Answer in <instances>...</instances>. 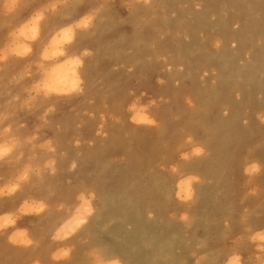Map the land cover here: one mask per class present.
Instances as JSON below:
<instances>
[{
    "label": "rangeland",
    "instance_id": "1",
    "mask_svg": "<svg viewBox=\"0 0 264 264\" xmlns=\"http://www.w3.org/2000/svg\"><path fill=\"white\" fill-rule=\"evenodd\" d=\"M106 1L68 0L80 5L77 10L48 9L42 14V33L34 36L35 24H29L32 16L17 23L22 16L18 11L7 19L2 7L5 0H0V31L10 37L0 40V145L6 141L14 145L0 161V264H125L127 257L147 264L140 257L152 251L156 262L163 260L167 243L171 256L166 264H208L211 260V264L213 260L223 264L232 257L238 264H264V216L254 214L256 198L264 194L260 186L264 165L257 156L258 152L264 155V0ZM22 2L63 4L65 0ZM102 4L107 6L103 15L87 29H77L83 19L80 13L88 15ZM51 16L66 20L64 28L75 34L72 43H67L62 32L56 33L58 37L46 32ZM71 48L79 56L78 64L83 70L86 67L85 79L74 80L58 92L46 90L44 70L58 65L75 69L62 56ZM136 112L148 115L150 122L135 120ZM232 139L240 145L245 142L239 149V166L256 161V168L241 173L222 170L226 176L232 173L231 180L225 181L214 168L207 179L210 182L203 179L194 165L208 154L209 144L228 146ZM247 142L251 147H246ZM20 156L25 161L12 170L10 164ZM25 170L28 178L22 183L19 177ZM179 176L192 177L191 200L177 194L174 181ZM22 184L28 197L15 202L18 195L22 197ZM3 203L13 204L6 209ZM46 213L47 220H40ZM79 213L93 217L77 229L74 238L58 236L63 222L81 217ZM55 219L57 225L51 223ZM104 227H108L106 233ZM120 245L125 260L117 255ZM61 252L68 254L61 257Z\"/></svg>",
    "mask_w": 264,
    "mask_h": 264
},
{
    "label": "bare ground",
    "instance_id": "2",
    "mask_svg": "<svg viewBox=\"0 0 264 264\" xmlns=\"http://www.w3.org/2000/svg\"><path fill=\"white\" fill-rule=\"evenodd\" d=\"M51 1V0H50ZM85 1V0H84ZM90 1V0H89ZM98 1V0H97ZM101 1V0H100ZM110 1V0H109ZM109 1H106V2H109ZM117 1V0H116ZM128 1V0H127ZM159 1V0H158ZM177 1V0H176ZM186 1V0H185ZM191 1V0H190ZM87 2V1H86ZM86 2L84 3V4H86ZM104 2V1H103ZM114 2V1H113ZM124 2V1H123ZM179 2V1H178ZM177 2V3H178ZM187 2H188V0H187ZM49 3V2H48ZM167 3V2H166ZM170 3H172V2H170ZM183 3H184V1H183ZM186 3V2H185ZM96 4V3H95ZM173 4H176V3H173ZM180 4H181V0H180ZM187 4V3H186ZM83 5V4H82ZM121 5V4H120ZM140 5V4H139ZM168 5V4H167ZM167 5H165V6H167ZM80 6V5H79ZM98 6V5H97ZM141 6H142V4H141ZM120 7V6H119ZM118 8V7H117ZM162 8V7H161ZM110 9V8H109ZM108 9V10H109ZM175 9V8H174ZM174 9H173V11H174ZM183 9V8H182ZM77 10V9H76ZM141 10H142V8H141ZM178 10V9H177ZM249 10V12H252V11H250V8L248 9ZM248 10H247V12H248ZM253 10H255V9H253ZM120 11V10H119ZM136 11V10H135ZM172 11V12H173ZM181 11V10H180ZM256 11V10H255ZM63 12V11H62ZM140 12V11H139ZM248 12V13H249ZM257 13H259V11H256ZM88 13V12H87ZM134 13V12H133ZM135 13H137V12H135ZM58 14V13H57ZM188 14V13H187ZM245 14V13H244ZM252 14V13H251ZM60 15H62L61 14V12H60ZM77 15V14H76ZM136 15V14H135ZM141 15H142V13H141ZM63 16V15H62ZM64 16H66V15H64ZM181 16H183V15H181ZM81 17V16H80ZM137 17V16H136ZM243 17V16H242ZM259 17H260V15H259ZM258 17V18H259ZM58 18L59 17H56V18H54L53 19V17L51 16V19H49V21H48V23L46 24V32L49 34V32H51L52 33V36H55L56 35V33H58V32H62V34H64V38L67 40V43H72L73 42V40H74V38H75V34H73L72 32H74L73 30H70V32L68 31V30H66V28H64L65 26H67L68 24L66 23V20L65 19H60V20H58ZM182 19H185V18H183V17H181ZM246 18V17H245ZM256 18V17H255ZM66 19H69V18H66ZM175 19V18H174ZM190 19V18H189ZM78 20V19H77ZM178 20V19H177ZM245 20V19H244ZM246 20H248V19H246ZM245 20V21H246ZM249 20H250V18H249ZM60 21V22H59ZM68 21H70V20H68ZM169 21V20H168ZM174 21V20H173ZM180 21V20H179ZM183 21V20H182ZM187 21H188V19H187ZM257 21H259V20H257ZM104 22V21H103ZM109 22V21H108ZM157 22V21H156ZM171 22H172V19H171ZM175 22V21H174ZM173 22V23H174ZM261 22V21H260ZM259 22V23H260ZM72 23V22H71ZM110 23V22H109ZM176 23V22H175ZM174 23V25H176ZM179 23H181V22H179ZM199 23V22H198ZM201 23V22H200ZM199 23V24H200ZM245 23H250V21H248V22H245ZM252 23H253V21H252ZM262 23H264V22H262ZM30 24V23H29ZM43 24V20H42V18L37 22V23H35V26H34V36H36L37 34H41L42 33V31H43V29H42V27H41V25ZM102 24V23H101ZM153 25H155L154 23H152ZM169 24V23H168ZM183 24H184V22H183ZM223 24H224V22H223ZM121 25V24H120ZM151 25V24H150ZM149 25V26H150ZM165 25V24H164ZM166 25H167V23H166ZM179 25V24H178ZM196 25V24H195ZM181 26H182V24H181ZM254 26V25H253ZM31 27V26H30ZM39 27H40V30H39ZM114 27H116V26H114ZM145 27V26H144ZM182 27H184V26H182ZM244 27H246L245 26V24H244ZM247 27H248V25H247ZM79 27H77V29H78ZM117 28V27H116ZM143 28V27H142ZM176 28V27H175ZM175 28H174V30H175ZM182 29V28H181ZM190 29V28H189ZM247 29V28H246ZM66 30V31H65ZM110 30H112V29H110ZM142 30V29H141ZM157 30H158V28H157ZM190 30H192V29H190ZM242 30V29H241ZM250 30H252V29H250ZM124 31V30H123ZM122 31V32H123ZM180 31V30H179ZM185 31V30H184ZM254 31H256V29L254 30ZM111 32V31H110ZM159 32V31H158ZM31 33V32H30ZM192 33V32H191ZM251 33V32H250ZM249 33V34H250ZM256 33V32H255ZM170 34H171V32H170ZM169 34V35H170ZM260 34V33H259ZM189 35V34H188ZM231 35V34H230ZM57 36V35H56ZM94 36V35H93ZM140 36V35H139ZM260 36H262L261 34H260ZM45 37H47V36H45ZM58 37V36H57ZM103 37V36H102ZM177 37V36H176ZM232 37H235V36H233L232 35ZM157 38V37H156ZM227 39H228V37H226ZM262 38V37H261ZM44 39V38H43ZM85 39V38H84ZM83 39V40H84ZM110 39V38H109ZM239 38H237V40H238ZM262 39H264V37L262 38ZM34 40V39H33ZM76 40V39H75ZM82 40V39H81ZM89 40H91L92 41V39H89ZM171 40V39H170ZM32 41V40H31ZM93 41H95V40H93ZM142 41H143V39H142ZM42 42H43V40H42ZM77 42H78V40H77ZM152 42V41H151ZM45 43H46V41H45ZM146 43V42H145ZM171 43V42H170ZM262 43V42H261ZM57 44H59V43H57ZM77 44V43H76ZM79 44H81V41L79 42ZM94 44H96L95 42H94ZM149 44V43H148ZM166 44V43H165ZM173 44V43H172ZM41 45V44H40ZM44 45V44H43ZM62 45V44H61ZM73 45H74V43H73ZM178 45V44H177ZM30 46V45H29ZM34 46V45H33ZM77 46V45H76ZM94 46V45H93ZM121 46V45H120ZM119 46V47H120ZM129 46V45H128ZM203 46V45H202ZM202 46H200V47H202ZM58 47V46H57ZM166 47V46H165ZM204 47V46H203ZM202 47V48H203ZM31 48V47H30ZM37 48H38V46H37ZM148 48V47H147ZM151 48V47H150ZM152 48H153V46H152ZM151 48V49H152ZM156 48V47H155ZM63 49V48H62ZM73 48H71L70 49V51L67 53H65V52H63V57H64V59H66V61H67V63L68 64H70V65H74L75 66V69L74 70H68V69H66L65 68V66L64 65H58V66H54V67H52V68H50L49 70H44V72H45V74H47V79L45 78V79H43L44 80V87H45V89L46 90H49V89H53V90H56L57 92H58V90H63L64 89V87L65 86H67V87H69L70 86V84L72 83V81H76V80H79V79H85V78H83L82 77V75L84 74V72L86 71L85 69H86V67H85V69L83 70V65H81V64H78V61H76L77 60V58L79 57V56H77L78 54L74 51L73 52V50H72ZM149 49V48H148ZM163 49H164V47H163ZM172 49V48H171ZM181 49V48H180ZM195 47H193L192 48V50H194L195 51ZM201 49V48H200ZM92 50H93V48H92ZM155 50V49H154ZM184 50V49H183ZM197 50V49H196ZM205 50V49H204ZM31 51V50H30ZM140 51H143V50H140ZM150 51V50H149ZM148 51V52H149ZM189 51V50H188ZM198 51V50H197ZM196 51V52H197ZM201 51H202V49H201ZM200 51V52H201ZM207 51V50H206ZM162 52H163V50H162ZM184 52V51H183ZM186 52V51H185ZM184 52V53H185ZM191 52V51H190ZM205 52V51H204ZM203 52V53H204ZM100 53V52H99ZM106 53V52H105ZM105 53H103V54H105ZM138 53V52H137ZM183 53V54H184ZM188 53V52H187ZM208 53V52H207ZM77 54V55H76ZM182 54V53H181ZM189 54V53H188ZM193 54V53H192ZM191 54V55H192ZM52 55H55L54 53L52 54ZM58 55H60V54H58ZM57 55V56H58ZM97 55V54H96ZM130 55V54H129ZM128 55V56H129ZM138 55V54H137ZM164 55V54H163ZM185 55V54H184ZM198 55V54H197ZM199 55H200V53H199ZM203 55V54H202ZM19 56V55H18ZM24 56V55H23ZM56 56V59L58 58ZM132 56H134V55H132ZM166 56V55H165ZM195 55H193V57H194ZM204 56V55H203ZM209 56V55H208ZM61 57V56H60ZM130 57H131V55H130ZM136 57V56H135ZM151 57V56H150ZM190 57V56H189ZM195 57H197V56H195ZM194 57V58H195ZM21 58H23V57H21ZM62 58V57H61ZM101 58V57H100ZM168 58V57H167ZM187 58H188V56H187ZM36 59H37V57H36ZM84 59V58H83ZM103 59H104V57H103ZM128 59V58H127ZM147 59V58H146ZM193 59V58H192ZM74 60V61H73ZM105 60V59H104ZM118 60V59H117ZM120 60V59H119ZM142 60V59H141ZM140 60V61H141ZM169 60V59H168ZM44 61V60H43ZM110 61V60H109ZM114 61V60H113ZM116 61V60H115ZM122 61V60H121ZM157 61H159V60H157ZM162 61V60H161ZM166 61V60H165ZM170 61V60H169ZM174 61V60H173ZM172 61V62H173ZM209 61V60H208ZM208 61H207V63H208ZM44 62H46V61H44ZM51 62V61H50ZM63 62V61H62ZM99 62V61H98ZM118 62V61H117ZM144 62V61H143ZM204 62V61H203ZM52 63H53V61H52ZM58 63V62H57ZM61 63V62H60ZM126 63V62H125ZM185 63V62H184ZM199 63H200V61H199ZM202 63V62H201ZM50 64V63H49ZM78 64V65H77ZM176 64V63H175ZM175 64H173V65H175ZM178 64H180V63H178ZM186 64H187V62H186ZM205 64V63H204ZM47 65V64H46ZM67 65V64H66ZM77 65V66H76ZM92 65V64H91ZM119 65H120V63H119ZM122 65H125V64H122ZM129 65H130V63H129ZM151 65H152V61H151ZM165 65V64H164ZM182 66H184L183 64H181ZM180 65V67L182 68V66ZM21 66V65H20ZM78 66H80V67H78ZM126 66V65H125ZM142 66V65H141ZM157 66V65H156ZM26 67V66H25ZM116 67V66H115ZM122 67V66H121ZM121 67L119 68V69H121ZM135 67V66H134ZM138 67V66H137ZM172 67V66H171ZM174 67H176V66H174ZM185 67V66H184ZM16 68V67H15ZM42 68V67H41ZM77 68V69H76ZM166 68V67H165ZM170 68V67H169ZM177 68V67H176ZM17 69V68H16ZM89 69V68H88ZM91 69V68H90ZM125 69V68H124ZM139 69V68H138ZM141 69V70H140ZM139 70L142 72V68H140ZM159 69V68H158ZM171 69V68H170ZM190 69V68H189ZM200 69V68H199ZM202 69V68H201ZM200 69V70H201ZM235 69V68H234ZM146 70V69H145ZM155 70V69H154ZM172 70V69H171ZM95 71V70H94ZM101 71V70H100ZM109 71V70H108ZM107 71V72H108ZM115 71V70H114ZM195 71V70H194ZM37 72V71H36ZM38 72H39V69H38ZM98 72V71H97ZM112 72V71H111ZM125 72V71H124ZM103 73V72H102ZM105 73V72H104ZM109 73H110V71H109ZM129 73V72H128ZM139 73V72H138ZM42 74V73H41ZM93 74V73H92ZM125 74V73H124ZM129 74H131V73H129ZM39 75H40V73H39ZM109 75V74H108ZM136 75V74H135ZM94 76V75H93ZM127 76V75H126ZM131 76V75H130ZM133 76H134V74H133ZM137 76V75H136ZM41 77V76H40ZM107 77V76H106ZM138 78H139V76H137ZM160 77V76H159ZM237 77V76H236ZM36 78V77H35ZM91 78V77H90ZM220 78H222V77H220ZM224 78V77H223ZM230 78V77H229ZM39 79V78H38ZM98 79H99V77H98ZM103 79H105V76L103 77ZM123 79V78H122ZM146 79V78H145ZM144 79V80H145ZM184 79V78H183ZM188 79V78H187ZM90 80V79H89ZM126 80V79H125ZM128 80V79H127ZM140 80H142L141 78H140ZM185 80V79H184ZM220 80H223V79H220ZM100 81V80H99ZM135 81V80H134ZM176 81V80H175ZM178 81V80H177ZM34 82V81H33ZM106 80H105V84H106ZM119 81H117V83H118ZM218 82H220V81H218ZM222 82V81H221ZM23 83V82H22ZM25 83V82H24ZM82 83V82H81ZM108 83H110V82H108ZM126 83H127V81H126ZM137 83V82H136ZM141 83V82H140ZM178 83V82H177ZM176 83V84H177ZM89 84V83H88ZM138 84V83H137ZM78 85H80V84H78ZM139 85V84H138ZM218 85H219V83H218ZM29 86V85H28ZM27 86V87H28ZM96 86V85H95ZM18 87V86H17ZM119 87H120V84H119ZM137 87V86H136ZM14 88V87H13ZM12 88V89H13ZM16 88V87H15ZM113 88H115V86L113 87ZM118 88V87H117ZM125 88H126V86H125ZM89 89H91V88H89ZM116 89V88H115ZM119 89V88H118ZM117 89V90H118ZM133 89V88H132ZM65 90V89H64ZM81 90V89H80ZM114 90V89H113ZM121 90V89H120ZM129 90V89H128ZM218 90V89H217ZM72 91V90H71ZM98 91V90H97ZM101 91V90H100ZM214 91V90H213ZM219 91V90H218ZM218 91H217V93H218ZM69 92V91H68ZM88 92H89V90H88ZM104 92V91H103ZM115 92V91H114ZM120 92V91H119ZM11 93V92H10ZM19 93V92H18ZM25 93H26V91H25ZM31 93V92H30ZM33 93V92H32ZM70 93V92H69ZM107 93V92H106ZM116 93V92H115ZM215 93V92H214ZM223 93V92H222ZM14 94V93H13ZM52 94V93H51ZM63 94V93H62ZM83 94V93H82ZM89 94V93H88ZM128 94V93H127ZM131 94V93H130ZM216 94V93H215ZM97 95V94H96ZM105 95V94H104ZM116 95V94H115ZM125 95V94H124ZM222 95H224V94H222ZM85 96H89V95H85ZM98 96V95H97ZM97 96H96V98H97ZM47 97V96H46ZM223 98H224V96H222ZM77 97H75V99H76ZM88 98V97H87ZM86 98V99H87ZM89 98H91V97H89ZM110 98V97H109ZM120 98V97H119ZM123 98V97H122ZM112 99H114V98H112ZM108 100V99H107ZM115 100H116V102H117V100H119V99H116L115 98ZM222 100V99H221ZM2 101V100H1ZM88 101V100H87ZM111 101V100H110ZM109 101V102H110ZM218 101V100H217ZM220 101V100H219ZM91 102V101H90ZM108 102V101H107ZM108 102V103H109ZM105 103V102H104ZM111 104V103H110ZM135 104V103H134ZM250 104V103H249ZM74 105V104H73ZM77 105V104H76ZM99 105V104H98ZM122 105V104H121ZM131 105H133V104H131ZM130 105V106H131ZM136 105V104H135ZM62 106V105H61ZM65 106V105H64ZM137 106V105H136ZM138 107V106H137ZM136 107V108H137ZM44 108V107H43ZM62 108V107H61ZM66 108V107H65ZM105 108V107H104ZM127 108H128V106H127ZM39 109V108H38ZM76 109V108H75ZM87 109V108H86ZM242 109V108H241ZM120 110V109H119ZM82 111V110H81ZM121 111V110H120ZM140 111V110H139ZM39 112V111H38ZM131 112H132V110H131ZM146 112V111H145ZM43 113V112H42ZM46 113V112H45ZM97 113V112H96ZM235 113H236V111H235ZM240 113H242V112H240ZM124 114V113H123ZM238 114V113H237ZM39 115V114H38ZM87 115H90V114H87ZM126 115V114H125ZM93 116V115H92ZM101 116H102V114H101ZM113 116V115H112ZM112 116H111V118H112ZM232 117H233V114L231 115ZM239 116V115H238ZM244 116H245V114H244ZM81 117V116H80ZM96 117H98V115L96 116ZM242 117V116H241ZM15 118V117H14ZM110 118V117H109ZM134 118H135V120H137L138 122H150L149 121V118H148V115H146V114H144V113H138V112H136V114H134ZM235 117H233V119H234ZM247 118V117H246ZM4 119V118H3ZM97 119V118H96ZM100 119V118H99ZM125 119H126V117H125ZM232 119V118H231ZM230 119V120H231ZM101 120V119H100ZM128 120V119H127ZM229 120V119H228ZM230 120H229V122H230ZM103 121V120H102ZM249 121V120H248ZM77 122V121H76ZM101 122V121H100ZM129 122V121H128ZM61 123H63V122H61ZM134 123H136V122H134ZM231 123V122H230ZM64 124V123H63ZM76 124V123H75ZM145 124V123H144ZM247 123H245V125H246ZM253 124V123H252ZM79 125V124H78ZM103 125V124H102ZM134 125V124H133ZM190 125V124H189ZM193 125V124H192ZM191 125V126H192ZM226 126H228V124L226 125ZM230 126H231V124H230ZM6 127V126H5ZM58 127V126H57ZM99 127H100V125H99ZM244 127H246V126H244ZM243 127V128H244ZM92 128V127H91ZM103 128V127H102ZM232 129L233 130V128L232 127H229L228 129ZM85 129V128H84ZM230 129V130H231ZM239 128H237V130H238ZM241 129V128H240ZM103 130V129H102ZM230 130H228V131H230ZM91 131V130H90ZM218 131V130H217ZM216 131V132H217ZM240 130H238L237 132H239ZM242 132V131H241ZM68 133V132H67ZM88 133H89V131H88ZM215 133V132H214ZM218 133H219V131H218ZM84 134V133H83ZM97 134V133H96ZM95 134V135H96ZM99 135V134H98ZM212 135V134H211ZM235 135V134H234ZM97 136V135H96ZM100 136V135H99ZM217 136V135H216ZM229 136H231V135H229ZM229 136H228V138H229ZM241 136V135H240ZM239 136V137H240ZM261 136V135H260ZM213 137H215L214 135H213ZM218 137V136H217ZM222 137V136H221ZM235 137V136H234ZM238 136H237V138H239ZM216 138V137H215ZM47 139V138H46ZM214 139V138H213ZM226 139H227V137H226ZM240 139H241V137H240ZM53 140V139H52ZM69 140V139H68ZM88 140H90V139H88ZM212 140V139H211ZM239 140V139H238ZM32 141V140H31ZM44 141H46V140H44ZM209 141V140H208ZM212 141H214V142H216L215 140H212ZM222 141V140H221ZM223 141H225V140H223ZM7 142V141H6ZM6 142H3V144L2 145H4V146H9V144H7ZM207 142V141H206ZM218 142V141H217ZM258 142V141H257ZM209 143V142H208ZM223 143V142H222ZM245 143V142H244ZM243 143V144H244ZM11 144V143H10ZM215 143H210L209 144V147H208V154H206L205 156H204V158L199 162V163H197V164H195L194 165V168H196L197 170H199V173H200V176L203 178V179H206V181H209V180H207V179H209L210 177V173H211V171L214 169V168H217V169H219V171H220V175H221V177H219L220 178V180L221 181H225L226 180V178L228 177V180H231V174L230 173H228V174H230V175H228V176H226V175H224L225 173H223L222 172V170H224V172H226V171H231V169H235V170H239V172L241 173V172H243V171H245V172H247L248 170H250V169H254V168H256V161L254 162L255 164L254 165H246V166H244L242 163L240 164V166H239V164H238V160H239V157H240V147H242V145H240V144H238V143H236V141L234 140V139H232L231 141H229V145L227 146V145H224V146H227V149H226V152H223V150H224V146H221V147H219V146H217V144L216 145H214ZM221 144V143H220ZM224 144H225V142H224ZM208 146V145H207ZM10 147V146H9ZM246 147L247 148H249V147H251L250 145H249V142H247L246 143ZM255 148V147H254ZM67 149V148H66ZM48 151V150H47ZM61 151V150H60ZM67 151V150H66ZM135 151V150H134ZM244 151H245V149H244ZM10 153V152H9ZM63 153V152H62ZM223 153H225L226 154V156H224V154ZM242 153V152H241ZM72 155V154H71ZM257 156H258V159H259V161H261L262 163H263V165H264V155H262L260 152H258L257 153ZM70 157V156H69ZM249 157V156H248ZM247 157V158H248ZM18 158V157H17ZM257 158V157H256ZM51 159H53V158H51ZM71 159V158H70ZM241 160H243V159H241ZM248 160V159H247ZM250 160V159H249ZM23 161H25V158L24 157H22V156H20V158L19 159H17L16 161H13L10 165H13V166H11L10 168L13 170L15 167L16 168H18L19 166L21 167V165H22V163H23ZM108 161H110V160H108ZM240 161V160H239ZM111 162H112V160H111ZM242 162V161H241ZM245 162V161H244ZM250 163V162H249ZM54 164V163H53ZM67 164V163H66ZM127 164V163H126ZM247 164V163H246ZM57 165H58V162H57ZM60 165V164H59ZM58 165V167L60 168V166ZM190 165H192V164H190ZM62 166V165H61ZM65 166V165H64ZM95 166V165H94ZM109 166V165H108ZM259 166V165H258ZM262 166V165H261ZM69 168V167H68ZM116 168H118V166L116 167ZM61 169V168H60ZM84 169V168H83ZM87 169V168H86ZM72 170V169H71ZM85 170V169H84ZM89 170V169H88ZM4 171H8V170H6V169H4ZM91 171V170H90ZM117 171V170H116ZM214 171V170H213ZM3 172V169H2V166L0 165V173H2ZM35 172V171H34ZM69 172V171H68ZM115 172V171H114ZM65 173V172H64ZM48 174V173H47ZM58 174V173H57ZM60 174V173H59ZM245 174V173H244ZM55 175V174H54ZM69 175H70V173H69ZM217 175V174H216ZM50 176H52V174L50 175ZM49 176V177H50ZM213 176V175H212ZM81 178V177H80ZM79 178V179H80ZM69 180V179H68ZM86 180V179H85ZM154 180V179H153ZM9 181V180H8ZM66 181V180H65ZM71 181V180H70ZM173 181V180H172ZM21 182L23 183V181L21 180ZM37 182H38V180L37 181H35V183L37 184ZM76 182V181H75ZM118 182V181H117ZM155 182V181H154ZM153 182V183H154ZM157 182V181H156ZM167 182V181H166ZM171 182V181H170ZM210 182V181H209ZM209 182H207V183H209ZM213 182V181H212ZM62 183V182H61ZM71 183V182H70ZM174 183L176 184V188H177V194H179V196H181V195H183L185 198H187V199H189V200H191V197H192V177H182L181 178V176H179V177H177L176 179H175V181H174ZM204 183H206V182H204ZM68 184V183H67ZM160 184V183H159ZM212 184H214V183H212ZM157 185V184H156ZM26 185H24V184H22V186L21 187H25ZM57 186H59V184L57 185ZM74 186V185H73ZM154 186V185H153ZM211 186V185H210ZM260 186L262 187V190L264 191V175H263V180L262 181H260ZM40 186L38 185V187H36V189L38 190V188H39ZM55 187V186H54ZM70 187H72L71 185H70ZM167 187V186H166ZM213 187V186H212ZM215 188H217V185L216 186H214ZM69 188V187H68ZM74 188H76V187H74ZM88 188V187H87ZM116 188V187H115ZM164 188H165V186H164ZM207 188V187H206ZM17 189V188H16ZM16 189H15V191H16ZM56 189V188H55ZM73 189V188H72ZM166 189V188H165ZM197 189V188H196ZM164 190V189H163ZM198 190V189H197ZM207 190V189H206ZM213 190V189H212ZM67 191V190H66ZM69 191V190H68ZM72 192H73V190H72ZM89 193H90V191H88ZM202 192H203V190L202 189H200V191H199V199H201V195H202ZM14 193V192H13ZM28 193H29V191L27 190V188L25 187L24 189H23V191H22V197H21V195H18V197L19 198H16V199H14V201L15 202H17V201H23V200H25V198L26 197H28ZM67 193V192H66ZM205 193H206V191H205ZM4 194V193H3ZM12 194V193H11ZM36 194H40L39 192H37ZM35 194V195H36ZM55 194V193H54ZM6 195H7V193H6ZM15 195V194H14ZM69 195V194H68ZM77 195V194H76ZM83 195V194H82ZM2 196H4V195H2ZM16 196V195H15ZM42 196V195H41ZM50 197V195H49V193H47L46 194V197H44V198H46V199H48L49 197ZM94 196V195H93ZM107 196H108V194H107ZM242 197H243V195H241ZM37 197V196H36ZM67 197V196H66ZM240 197V196H239ZM13 198V197H12ZM20 198H23L22 200H19ZM38 198H40V197H38ZM105 198V197H104ZM108 198H111V197H108ZM107 198V199H108ZM202 198H205V195H204V197H202ZM207 198V197H206ZM33 199V198H32ZM43 199V198H42ZM50 199V198H49ZM64 199V198H63ZM87 199V198H86ZM153 199V198H152ZM3 200H5V199H3ZM7 200V199H6ZM5 200V201H6ZM36 200H39V199H36ZM204 200H206V199H204ZM243 200L244 201H246L245 200V198H243ZM4 201V202H5ZM11 201V200H10ZM49 201V203H51L50 201L51 200H48ZM54 201V200H53ZM103 201V200H102ZM124 201V200H123ZM134 201V200H133ZM136 201V200H135ZM159 201V200H158ZM7 202V201H6ZM46 202V201H45ZM45 202H44V205H46L45 204ZM57 202L58 203H60V201H58L57 200ZM138 202V201H137ZM144 202V201H143ZM160 202V201H159ZM152 203H153V205L156 207V204L152 201ZM157 203V202H156ZM199 203V202H198ZM13 204V203H12ZM12 204H9V203H3V206L7 209H9V208H11V206H12ZM107 204V203H106ZM159 204V203H158ZM208 204V203H207ZM50 205V204H49ZM60 205V204H59ZM111 205H113V204H111ZM198 205V204H197ZM64 206H65V204H64ZM63 206V207H64ZM16 207V206H15ZM49 207V206H48ZM13 208V207H12ZM44 208V207H43ZM66 208V207H65ZM78 208V207H77ZM12 210V209H11ZM9 211V210H8ZM138 211V210H137ZM34 212V211H33ZM39 212V211H38ZM93 212V211H92ZM91 212V213H92ZM98 212V211H97ZM96 212V213H97ZM129 212H130V214H131V211L129 210ZM136 212V211H135ZM9 213V212H8ZM8 213H6V214H8ZM115 213V212H114ZM121 213V212H120ZM5 214V213H4ZM28 214H29V212H28ZM44 214V213H43ZM47 214L48 213H46V215H44L40 220H47L46 219V217H47ZM76 214V213H75ZM80 214V213H79ZM93 214V213H92ZM97 214H99V213H97ZM254 214L255 215H258V216H264V194H261L259 197H257L256 198V204H255V206H254ZM41 214H39V216H40ZM74 215V214H73ZM72 215V216H73ZM83 215V216H82ZM80 214V216L81 217H78V218H76V219H72V220H70V219H68V220H66L65 222H63V224L61 225V227L57 230V234H58V236H63V239H65V238H67V239H72V238H74L73 236H74V234H75V232L77 231V229H79V227L81 226V225H83L85 222H86V220H87V218H91V217H93L92 215H90V216H88L87 214L86 215H84V214ZM110 215H112L111 213H110ZM115 215V214H114ZM114 215H112V216H114ZM213 215V214H212ZM214 215H215V213H214ZM5 216V215H4ZM50 216V215H49ZM109 216V215H108ZM111 216V217H112ZM125 216V215H124ZM257 216V217H258ZM13 217V216H12ZM31 217H33V216H31ZM37 217V216H36ZM54 217V216H53ZM56 217V216H55ZM54 217V218H55ZM71 217V216H70ZM123 217V216H122ZM143 217V216H142ZM211 217V216H210ZM209 217V218H210ZM213 217V216H212ZM261 217V218H262ZM17 218V217H16ZM20 218V217H19ZM28 218V217H27ZM49 218V217H48ZM119 218V217H118ZM137 218V217H136ZM255 218V217H254ZM8 219V218H7ZM26 219V218H25ZM31 220H32V218H30ZM34 219V218H33ZM36 219V218H35ZM50 219V218H49ZM52 219V218H51ZM104 219V218H103ZM110 219V218H109ZM258 219V218H257ZM11 220V219H10ZM24 220V219H23ZM105 220V219H104ZM116 220V219H115ZM259 220V219H258ZM18 221V220H17ZM29 221V220H28ZM113 221H114V219H113ZM125 221V220H124ZM253 221V220H252ZM257 221V220H256ZM32 222V221H31ZM62 222V221H61ZM116 222H118V220H116ZM148 222V221H147ZM14 223V222H13ZM24 223V222H23ZM26 223V222H25ZM37 223L39 224V222L37 221ZM44 223V225H45V223L47 224V221L45 222H43ZM51 223H53V225H57V223H59L56 219L54 220V221H52ZM118 223H120V222H118ZM124 223V222H123ZM123 223H120V224H123ZM146 223V222H145ZM149 223V222H148ZM253 223H255L254 221H253ZM257 223V222H256ZM34 224V223H33ZM32 224V226H34ZM102 224V223H101ZM100 224V225H101ZM112 224V223H111ZM116 224V223H115ZM119 224V225H120ZM260 224V223H259ZM17 225V224H16ZM25 225V224H24ZM31 225V224H30ZM43 225V226H44ZM102 225H105V224H102ZM110 225V224H109ZM118 225V224H117ZM117 226L118 227V229H119V227L120 226ZM251 225H253V224H251ZM7 226H9V225H7ZM11 226H13V224L11 225ZM26 226V225H25ZM112 226V225H111ZM10 227V226H9ZM20 227H21V225H20ZM30 227V226H29ZM252 227V226H251ZM1 228V227H0ZM3 228V227H2ZM27 228H28V226H27ZM105 229V233H106V228H107V230H108V227H104ZM8 229V228H7ZM14 229V228H13ZM17 229V228H16ZM26 229V228H25ZM28 229H30V228H28ZM39 229H41V228H39ZM54 229V228H53ZM117 229V230H118ZM99 230V229H98ZM103 230V231H104ZM122 230V229H121ZM120 230V231H121ZM124 230V229H123ZM123 230H122V232H123ZM26 231V230H25ZM53 231V230H52ZM120 231H118V232H120ZM1 232V231H0ZM3 232V231H2ZM2 232H1V234H2ZM30 232H33V231H30ZM39 231H37V233H38ZM102 232V231H101ZM116 232V231H115ZM135 232H137L136 230H135ZM135 232H132V233H135ZM212 232V231H211ZM258 232V231H257ZM36 233V232H35ZM102 233H104V232H102ZM107 233H108V231H107ZM9 234V233H8ZM28 234V233H27ZM82 235H84L83 233H81ZM120 234V233H119ZM12 235V234H11ZM37 235H39V234H37ZM126 235V234H125ZM132 235V234H131ZM135 235V234H134ZM8 236V235H7ZM32 236H34V234L32 235ZM253 236H255L256 238H258V236H259V234L258 233H256L255 232V230H253ZM42 237V236H41ZM79 237H81V235L79 236L78 235V238ZM127 237V236H126ZM30 238V237H29ZM54 238H56V237H54ZM57 238H59V237H57ZM121 238H124L123 237V235H122V237ZM62 239V238H61ZM129 239V238H128ZM32 240V239H31ZM37 240V239H36ZM36 240H34L33 241V243H35L36 244ZM118 240H115V242H117ZM151 241V240H150ZM153 241V240H152ZM154 242V241H153ZM57 243V242H56ZM60 243H61V241H60ZM150 243H152V242H150ZM11 244V243H10ZM16 244V243H15ZM19 244V243H18ZM17 244V245H18ZM53 244H55V243H53ZM164 244V243H163ZM25 245V244H24ZM28 245V244H27ZM34 245V244H33ZM51 245V244H50ZM49 245V246H50ZM117 245V244H116ZM123 245V244H122ZM146 245H147V243H146ZM165 245H166V243H165ZM164 245V246H165ZM15 246V245H14ZM36 246V245H35ZM34 246V247H35ZM159 246H160V248H161V245L159 244ZM1 247V246H0ZM32 247V246H31ZM148 247V246H147ZM168 247H170V245H168V243H167V246L163 249V251H166L165 253H166V256H165V258L162 260V259H158V261L156 262V260H155V258H154V254H153V252L151 251L148 255L146 254V255H144V256H142V257H140V261H144L145 262V260H147V261H149V262H147V264H166V262H168V257H170L171 256V249L169 250V248ZM2 248V247H1ZM45 248H46V246H45ZM49 248V247H48ZM114 248V247H113ZM25 249V248H24ZM23 249V250H24ZM147 249V248H146ZM148 249H149V247H148ZM5 251H7V250H11V252H13V250L12 249H7L6 250V248L4 249ZM30 250V249H29ZM34 250H36V249H34ZM119 250H120V254H117L118 256H122L123 257V259L125 260V255L123 254L124 253V250H123V247L120 245V248H119ZM169 250V251H168ZM2 251V250H1ZM5 251H3V252H5ZM121 251L123 252V253H121ZM48 252H49V249H48ZM118 252V251H117ZM50 253V252H49ZM109 253H110V251H109ZM164 253V254H165ZM62 254H65V256H67V254L68 253H62L61 252V257H62ZM156 254V253H155ZM159 254V253H158ZM173 254V253H172ZM231 253H230V251L228 252V255H230ZM179 255V254H178ZM8 256V255H7ZM6 256V257H7ZM11 256V255H10ZM20 257V256H19ZM174 257V256H173ZM172 257V258H173ZM8 258V257H7ZM14 258H15V256H14ZM18 257H16V259H17ZM60 258V257H59ZM137 258H139V256L137 257ZM52 259V258H51ZM135 259V258H134ZM18 260V259H17ZM47 260V259H46ZM136 260V259H135ZM137 260H139V259H137ZM181 260V259H180ZM3 261V260H2ZM11 261V260H10ZM172 261V260H171ZM182 261V260H181ZM4 262V261H3ZM108 262V261H107ZM136 262V261H135ZM184 262V261H183ZM211 262H212V260H211ZM218 262V261H217ZM214 263H216V260H213V263L212 264H214ZM109 264H111V263H109ZM112 264H117L116 262H114V263H112ZM125 264H139V263H134L133 262V260H131V258H126V260H125ZM223 264H238V260L237 259H235L234 257H232V258H228L227 260H225L224 261V263Z\"/></svg>",
    "mask_w": 264,
    "mask_h": 264
},
{
    "label": "snow or ice",
    "instance_id": "3",
    "mask_svg": "<svg viewBox=\"0 0 264 264\" xmlns=\"http://www.w3.org/2000/svg\"><path fill=\"white\" fill-rule=\"evenodd\" d=\"M2 7L4 13L8 14L6 17L7 19H12L11 14L19 11L22 13V16L17 20V23H22L23 20L27 19L28 16H32V20L29 21V23L35 24L42 18V14L48 9L53 11L67 9L71 11L77 9L79 5L73 2H68V0H65L63 4H29L22 2V0H5V3ZM106 7L107 6L103 4L99 5L98 7L94 6L95 10L88 15H84L83 12H81L80 15H83V19L80 20V23L77 25V27L87 29L90 26L91 21L94 19H99L100 16L103 15ZM37 9H39V11H36ZM75 18L79 19V16ZM9 38L10 37L8 33L5 31H0V40L7 41ZM12 147H14V145L11 147L0 145V161H3L8 153L12 151ZM27 178L28 170H25L24 174L21 175L19 179L26 180ZM261 238L264 239V237ZM208 264H211V261H209Z\"/></svg>",
    "mask_w": 264,
    "mask_h": 264
}]
</instances>
